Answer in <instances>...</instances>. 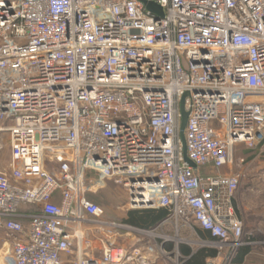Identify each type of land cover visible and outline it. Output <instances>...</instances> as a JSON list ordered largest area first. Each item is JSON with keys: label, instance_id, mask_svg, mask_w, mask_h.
Instances as JSON below:
<instances>
[{"label": "built area", "instance_id": "1", "mask_svg": "<svg viewBox=\"0 0 264 264\" xmlns=\"http://www.w3.org/2000/svg\"><path fill=\"white\" fill-rule=\"evenodd\" d=\"M146 1L163 16L143 0H0V264H183L181 245L232 264L250 243L236 147L264 139V0ZM106 181L168 216L105 218L91 195Z\"/></svg>", "mask_w": 264, "mask_h": 264}, {"label": "crops", "instance_id": "2", "mask_svg": "<svg viewBox=\"0 0 264 264\" xmlns=\"http://www.w3.org/2000/svg\"><path fill=\"white\" fill-rule=\"evenodd\" d=\"M236 148L238 155L245 158V167L247 169H250L256 163H264V139L257 142L254 147L239 144ZM262 168L263 172L259 178L264 180V165ZM248 189L245 193L239 190L235 199V206L237 213L245 221L246 239L250 243L238 250L232 264H264V207L262 208L256 202L250 203L251 207H248L244 201L246 197H252L253 193L251 191L264 190V181L262 184L252 183ZM123 218L127 219L128 215ZM204 235L208 236V234Z\"/></svg>", "mask_w": 264, "mask_h": 264}, {"label": "rangeland", "instance_id": "3", "mask_svg": "<svg viewBox=\"0 0 264 264\" xmlns=\"http://www.w3.org/2000/svg\"><path fill=\"white\" fill-rule=\"evenodd\" d=\"M10 158V151L7 148L5 152L2 154V167L7 166L8 160ZM264 163H256L254 166H251L250 169L247 171L246 177L241 183V188L240 190L245 193V191L249 190L248 188L252 183H260L262 184L264 180H261L259 176L263 172L262 166ZM253 193L252 197H246V200L244 199L245 203L250 206V203L256 202L262 208L264 207V190H259V191H251ZM243 193V194H244ZM94 200L99 202V204L105 209V218L108 219H122L121 217H124L128 215L129 211H132L134 209H129L127 204V199H126V193L124 189L113 183L112 181H106V186L100 190H98L94 195H93ZM120 207L121 209H118ZM124 220V219H122ZM69 260H72L70 258ZM67 264H71V262H67ZM157 264H170L166 263L164 259H159L157 261ZM173 264V263H172Z\"/></svg>", "mask_w": 264, "mask_h": 264}, {"label": "trees", "instance_id": "4", "mask_svg": "<svg viewBox=\"0 0 264 264\" xmlns=\"http://www.w3.org/2000/svg\"><path fill=\"white\" fill-rule=\"evenodd\" d=\"M93 195L94 194L91 195V198L94 200ZM20 209L22 211L34 210V207L29 204H22ZM168 214V210L164 208L132 210L128 212V218L124 220L131 225L151 229L156 228L164 219H166ZM171 247L172 245L169 246V248ZM180 250L184 256H190L183 264H205L207 256L216 254L215 249H199L194 251L186 245H181Z\"/></svg>", "mask_w": 264, "mask_h": 264}, {"label": "water", "instance_id": "5", "mask_svg": "<svg viewBox=\"0 0 264 264\" xmlns=\"http://www.w3.org/2000/svg\"><path fill=\"white\" fill-rule=\"evenodd\" d=\"M146 4V7L148 10L152 11V12H156L159 14V16H163V10L162 8L156 4L155 2H149L146 0H143ZM189 95V93H185L180 101V111H181V121H180V139H181V143H182V149H183V156H184V160L185 162L188 163L189 166L193 167V168H197L196 163L190 159V157L188 156V151H187V142H186V135H185V129L187 126V122H188V118H189V114L190 111L187 110L186 108V97Z\"/></svg>", "mask_w": 264, "mask_h": 264}]
</instances>
